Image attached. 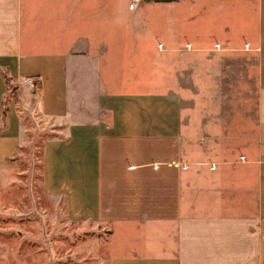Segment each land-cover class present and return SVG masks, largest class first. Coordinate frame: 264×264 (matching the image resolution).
I'll return each instance as SVG.
<instances>
[{"label": "crops", "instance_id": "1", "mask_svg": "<svg viewBox=\"0 0 264 264\" xmlns=\"http://www.w3.org/2000/svg\"><path fill=\"white\" fill-rule=\"evenodd\" d=\"M131 2L0 0V168L23 132L6 74L63 124L47 193L107 230L111 264H264V0ZM216 53L254 60V130L243 108L185 112Z\"/></svg>", "mask_w": 264, "mask_h": 264}, {"label": "rangeland", "instance_id": "2", "mask_svg": "<svg viewBox=\"0 0 264 264\" xmlns=\"http://www.w3.org/2000/svg\"><path fill=\"white\" fill-rule=\"evenodd\" d=\"M204 56L197 59L193 79L187 74L182 84L191 94L184 106L186 113H193L192 124L199 122L203 110L243 108L245 127L254 130L262 97L254 60ZM22 85L9 81L5 100V110L16 103L24 113L19 149L10 165L0 168V264H111L107 230L71 219L63 199L47 193L45 146L63 139L64 128L38 111L35 96H23Z\"/></svg>", "mask_w": 264, "mask_h": 264}, {"label": "trees", "instance_id": "3", "mask_svg": "<svg viewBox=\"0 0 264 264\" xmlns=\"http://www.w3.org/2000/svg\"><path fill=\"white\" fill-rule=\"evenodd\" d=\"M5 79H6L7 88H8V83H9V81H13V78L11 76H8V75L5 74ZM6 96H7V94H6ZM5 100H6V97H5ZM8 109L9 108H6V110H5V101H4V103H3V109H2V114H1V117H2L3 120H5V118L7 116Z\"/></svg>", "mask_w": 264, "mask_h": 264}, {"label": "built area", "instance_id": "4", "mask_svg": "<svg viewBox=\"0 0 264 264\" xmlns=\"http://www.w3.org/2000/svg\"><path fill=\"white\" fill-rule=\"evenodd\" d=\"M139 1L140 0H132L131 4L129 5V8L134 9L136 3ZM23 81H24V83H30V84L34 83V79L29 78V77L25 78Z\"/></svg>", "mask_w": 264, "mask_h": 264}]
</instances>
